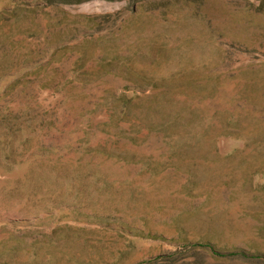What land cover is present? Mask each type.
I'll use <instances>...</instances> for the list:
<instances>
[{"label": "rangeland", "instance_id": "1", "mask_svg": "<svg viewBox=\"0 0 264 264\" xmlns=\"http://www.w3.org/2000/svg\"><path fill=\"white\" fill-rule=\"evenodd\" d=\"M0 264H264V0H0Z\"/></svg>", "mask_w": 264, "mask_h": 264}]
</instances>
